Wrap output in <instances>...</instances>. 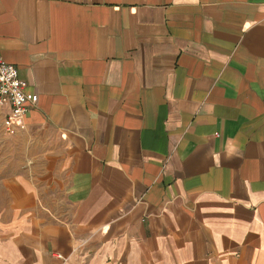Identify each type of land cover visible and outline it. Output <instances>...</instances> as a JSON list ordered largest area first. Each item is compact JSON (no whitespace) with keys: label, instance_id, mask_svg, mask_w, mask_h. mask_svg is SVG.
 <instances>
[{"label":"crops","instance_id":"1","mask_svg":"<svg viewBox=\"0 0 264 264\" xmlns=\"http://www.w3.org/2000/svg\"><path fill=\"white\" fill-rule=\"evenodd\" d=\"M0 59V264H264V0H0Z\"/></svg>","mask_w":264,"mask_h":264},{"label":"built area","instance_id":"2","mask_svg":"<svg viewBox=\"0 0 264 264\" xmlns=\"http://www.w3.org/2000/svg\"><path fill=\"white\" fill-rule=\"evenodd\" d=\"M26 87L27 82L19 77L18 68L0 59V108H8L4 120L7 134L17 132L30 107L38 101V94L28 92Z\"/></svg>","mask_w":264,"mask_h":264},{"label":"rangeland","instance_id":"3","mask_svg":"<svg viewBox=\"0 0 264 264\" xmlns=\"http://www.w3.org/2000/svg\"><path fill=\"white\" fill-rule=\"evenodd\" d=\"M0 120H1V115H0ZM8 135H10V134H7L5 132L4 124L1 125V123H0V142H3L6 139L5 137Z\"/></svg>","mask_w":264,"mask_h":264}]
</instances>
